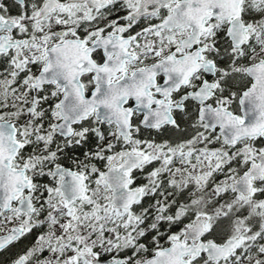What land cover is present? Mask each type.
Returning <instances> with one entry per match:
<instances>
[{
  "label": "snow or ice",
  "instance_id": "snow-or-ice-1",
  "mask_svg": "<svg viewBox=\"0 0 264 264\" xmlns=\"http://www.w3.org/2000/svg\"><path fill=\"white\" fill-rule=\"evenodd\" d=\"M0 264H264V0H0Z\"/></svg>",
  "mask_w": 264,
  "mask_h": 264
}]
</instances>
